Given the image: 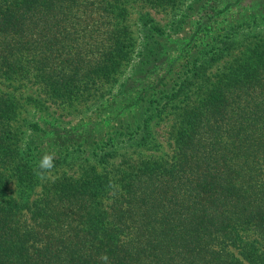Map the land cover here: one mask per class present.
<instances>
[{
    "label": "trees",
    "instance_id": "1",
    "mask_svg": "<svg viewBox=\"0 0 264 264\" xmlns=\"http://www.w3.org/2000/svg\"><path fill=\"white\" fill-rule=\"evenodd\" d=\"M258 5L0 0V264H264ZM24 84L114 128L22 118ZM49 134L62 150L40 180Z\"/></svg>",
    "mask_w": 264,
    "mask_h": 264
},
{
    "label": "rangeland",
    "instance_id": "2",
    "mask_svg": "<svg viewBox=\"0 0 264 264\" xmlns=\"http://www.w3.org/2000/svg\"><path fill=\"white\" fill-rule=\"evenodd\" d=\"M252 1H255V0H252ZM259 1L262 6L258 5L259 8L258 7L256 8L258 9V11H261V13H263L264 12V0H258V2ZM135 13H137L136 10H135ZM150 13L155 18V20L157 21L159 25L164 26V27L168 25V22H169L168 12L151 10ZM232 15L235 16L236 13L234 12V14ZM194 17L195 16L189 17L188 22L183 27V30H181V32L177 34L176 36L172 37V39H178V38L181 39L185 33L186 34L188 32L191 33V31L193 30L195 26ZM230 21H232V23L234 24L240 23L238 22L239 20L236 16L230 19ZM253 28L254 29H252V32L259 33V35H257V37H252V38H255V39L264 38V26L263 27L255 26ZM184 40H187V38H185ZM180 44H183V42H181ZM178 46L179 45H177L176 47ZM14 86L6 87V88L7 90L11 91L14 88ZM17 93H19L18 94L19 96L20 94L22 95V103L24 104V108H25V111L21 113V117L22 118L30 117L31 120H34V122H38L41 126H43L44 123L47 122L59 128L69 127L72 129H76L74 133L78 135L79 131L84 130L82 129V127L86 128L87 125L97 124L98 122V127L95 128V130L93 131V134L99 137L103 136L108 131L109 127L111 129L114 128L115 122L112 121V117L114 116V114L111 115L110 119L109 118L104 119L105 116L103 115H101L100 117H97V116L88 117L90 115H93V113L84 112V107H81L78 110H73L72 108L59 109L53 104H51L48 101V99L45 97V95L41 93L37 87H34L29 84H24L20 86L17 89ZM109 122L110 124H108ZM163 124L165 123H162V125ZM161 139H163V137H161ZM56 140H57L56 136L50 135V134L40 137L37 142L39 153L40 154H44V153L54 154L58 151H61L62 150L61 146L55 144ZM76 140L77 138H75V141ZM72 144L76 145V143H72ZM164 149L163 150L166 151L168 150V147L166 146L164 147Z\"/></svg>",
    "mask_w": 264,
    "mask_h": 264
},
{
    "label": "clouds",
    "instance_id": "3",
    "mask_svg": "<svg viewBox=\"0 0 264 264\" xmlns=\"http://www.w3.org/2000/svg\"><path fill=\"white\" fill-rule=\"evenodd\" d=\"M54 166V156L52 154L45 153L41 157L37 165L38 170L35 171L34 174L38 177V179L44 180L47 178V173L50 172ZM100 258L105 261V264H108V256L106 254H103Z\"/></svg>",
    "mask_w": 264,
    "mask_h": 264
}]
</instances>
